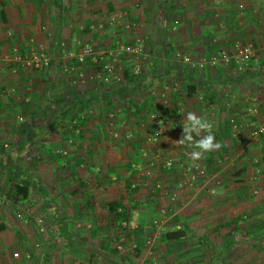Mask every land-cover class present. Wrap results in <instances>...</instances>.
Returning <instances> with one entry per match:
<instances>
[{"label": "crops", "instance_id": "0c3cea01", "mask_svg": "<svg viewBox=\"0 0 264 264\" xmlns=\"http://www.w3.org/2000/svg\"><path fill=\"white\" fill-rule=\"evenodd\" d=\"M118 41L140 42L148 63L159 65L162 72L136 77L137 88L126 92L114 82L101 83L99 68L87 57L83 72L89 77L83 92L74 75L61 72L62 65L73 64L70 55L84 44L100 62L119 63L124 57L116 55ZM234 42L253 47L244 72L220 66L194 70L177 57L196 60L232 49ZM35 49L49 58L47 68L0 61V193L5 196L0 204V264H135L126 248L134 247V239L137 249L144 244L137 229L127 232L120 225L114 235L125 239L126 250L116 249L115 239L109 238L114 220L108 202L116 201L133 227L153 216L142 206L145 201L135 210L129 196L135 184L122 182L121 169L99 170L107 160L116 162L103 138L76 134L81 127L86 131L96 125L98 111L82 113L83 125L76 123L75 130L70 129L69 115L58 118L67 105L80 107L73 89L85 94L83 100L93 107L109 94L114 102L128 95L137 101L140 94L135 103L140 111L131 118L134 137L127 141L134 143L132 155L142 160L150 159L144 154H149V146L144 150L138 139L151 134L156 119L165 120L151 150L172 163L166 167L161 160L164 183H157L159 197L148 206L155 208L156 218L177 221L182 235L166 240L162 234L176 225L165 229L158 239L160 247H171L182 264L203 257L204 264H264V134L250 135L264 126V0H0V58L24 56ZM22 71L25 75L19 76ZM38 85L45 88L38 91ZM187 85L193 86L189 93ZM249 107L255 112H248ZM187 112L211 122L221 144L197 162L190 160L192 148L173 143L182 136L181 121ZM130 156L125 164L137 173L138 163ZM85 158L89 164L80 169ZM194 168H201L203 175L190 180ZM138 171L143 177L148 173ZM15 182L27 185L25 198L13 196ZM164 203H170L172 213L167 207L161 213ZM11 207L18 211L19 223H10ZM143 212L152 217L143 220ZM37 215L41 232L35 226ZM99 240L102 248L87 243ZM11 248L19 252V259L11 257Z\"/></svg>", "mask_w": 264, "mask_h": 264}, {"label": "rangeland", "instance_id": "374dc122", "mask_svg": "<svg viewBox=\"0 0 264 264\" xmlns=\"http://www.w3.org/2000/svg\"><path fill=\"white\" fill-rule=\"evenodd\" d=\"M133 43H135V42H119L118 41L117 47L119 45H131ZM144 53H142L143 56H140L139 58H134L132 56L119 54L120 60H121V58L124 57L122 59V61H120L119 63L116 62L117 60L115 59L114 69H115L117 75L120 77L119 81H115L116 82L115 85L117 87L121 88L125 92L130 90V87L125 86V79H124V75H123V71H125V70L127 72H129L130 74H132L134 77H141L144 74H147V72H152V74H159L160 72H162V70H161L162 67H160L159 65H150L148 63V60L144 56ZM91 67L93 68V66H91ZM92 68L90 70H92ZM83 69H85V68H83ZM135 69H138L136 74L133 72ZM53 70H54V66H53ZM59 70H60V68H59ZM93 70H94V68H93ZM57 71L58 70H56L55 75L57 74ZM206 71H207V69H206ZM59 73H61V72L59 71L58 74ZM23 74L25 75L24 71L19 72V76H21ZM38 75H40V77H42V78L44 76H48V74L42 75L39 73H38ZM76 83H78V81ZM86 85L87 84H81L80 83V87H78V88H80L81 92H83L82 90L85 89ZM181 85H182V89H184V87H183L184 84H181ZM25 86H27V85H25ZM28 87L29 86H27L25 88L28 89ZM39 87L42 89L45 88V86H43V85L42 86L38 85V88H37L38 91H39ZM167 87H168V89L170 88L169 86H167ZM134 89H135V87H134ZM73 91H74L73 93H76V97L78 94V96H80V100L83 101V98H85V94H83V93L81 94V92H79L78 90L76 91V89L75 90L73 89ZM82 95H83V98H82ZM139 95H137V101H133L131 99L132 97L128 95V97H126V98L123 97V98H121V100H118L116 102L112 101L110 105L104 106V105H102L103 104V102H102L98 107L97 106H95V107L91 106L88 110L83 111L82 113L84 114L90 110H91V112L93 110L98 111L97 113H94L96 115V118H98L97 123H95L96 125L92 126V128H90V129L88 128L89 130L86 129V131L83 130V128L81 127L80 132L77 131L79 129H77L75 132L78 135L80 134V137H84V138H86V136H84L86 134H89V138H91V139L95 138V137L98 138V136L103 138V141H105V143L108 144V145H106L105 148L110 146L109 148L111 149V152H114V154H115L116 162L113 159H112V161L107 160L106 164L101 163L100 165H98L99 170L109 169V170L113 171L114 168H117L118 170L121 169V174H122L121 180H123L122 182L133 181V183L135 184V186H134L135 188L129 194V196H131L133 199L135 210L141 209L140 204H142L145 201L144 202L145 206L144 205H142V206L145 207L144 209L146 210V212H147V208H149L148 210L150 211V213H152L153 218L149 219V221L143 225H136V227H133L134 225L129 220L128 217L123 216V218L120 219L119 221H117L116 219L113 218L114 222H112V225L110 226V232H109V238L111 236H113V238L115 239V241H112L113 244H114V242H116V244H117V242H119L118 240L121 238L122 239V241L120 242L121 250L122 249L123 250L128 249V250H126V253H130L133 257H135V264H182L183 260H181V258L179 256H173V252H172L173 249L171 247H170V250L167 247H160V243L158 242L159 241L158 239H160V236H161L162 232H164L165 229H167V228L170 229L174 225H176L174 228L177 229L176 227H179L180 225L177 224L178 223L177 221L176 222L175 221L174 222L169 221L170 223H168L167 221L165 222V219L160 220L161 218H156V215L153 214L155 212V208L151 209V206H148L150 202H152L153 200H156L155 198L159 197V194L156 193L157 192L156 189L159 188L157 183L160 182V184L161 183L163 184L164 183L163 179H165V177L162 173L163 170L161 168V160H162L161 156L159 153L155 152V150H151L152 149L151 146L153 144H156V142L159 138L153 142L147 141L146 138L150 134H145L143 136V139H140V140L138 139V142H141L140 146L144 150H145V145L147 147L149 146L147 149L149 154L144 152L145 157H146V155L149 156L148 157V159L150 158L149 160H142L138 157L137 154L132 155L133 152L131 151V148L134 147V143L127 141V140H132L134 137L133 130L131 129V125L133 124V122H131V118H134L135 115L136 116L138 115V113L134 114V112H135V109L138 107L136 104H138V102H140V99H141ZM141 106H143V103L141 104ZM144 109L145 108H143L141 111L144 112ZM110 114H111V117L109 116ZM129 114H131V115H129ZM133 114H134V116L132 117ZM144 114L148 115L149 112L148 113L144 112ZM109 121H111L112 125H109ZM69 122L72 123L71 120H69ZM70 129L72 130V125H71ZM87 130H88V133H87ZM114 133L117 134L116 137L113 136ZM133 141H135V140H133ZM144 142H146V143L144 144ZM128 152H130V154ZM156 153L158 154V156H156ZM127 155L134 156V161H136V163H138L139 168L136 169L137 173H139L138 170H140V172H142V171L148 172L145 175V177H143V175L141 173L137 174V173L132 172L130 169L131 167L126 166L125 163H126ZM87 160H86V158L84 159V161L80 160V169H83L85 167V165L89 164V162H87ZM88 161H90V160H88ZM114 162L116 163L115 165H114ZM127 164H130V163L127 162ZM130 172L134 173V174L129 175ZM125 174H127V175H125ZM141 178H142V180H141ZM144 181H145V183H144ZM138 184L141 185L139 188H137ZM153 189H154V191H152ZM160 195H161V197H163V194H160ZM142 196L145 198L150 197V200L149 199H144V200L142 199V201H138L139 199H134V198H140ZM157 200L160 204L159 199H157ZM164 201L165 200L161 199L162 204ZM169 202H171V201H169ZM154 206L157 207L156 204ZM163 207H164L163 208L164 211L161 213L165 214V212H166L165 207H167V209H166L167 212L172 213L173 207L170 205V203H164ZM13 209L14 208L11 207L9 210H7V214H8L7 216L10 219V223H13V222L19 223V221L17 220L18 217H16L17 215H19V213H17L18 211H14ZM170 213H168L166 215L168 216V215H170ZM140 214H142V213H140ZM143 214H145V218L142 217V218H144L143 220L148 219L147 217H152V216H148L149 214L147 215L145 212H143ZM19 217H20V215H19ZM34 218H35L34 220H36V218H41V217L39 215H37ZM116 221L118 222V224H117L118 226L113 225L114 223H116ZM152 221H155L156 223L153 224ZM25 223H26V226L27 225L29 226L28 221ZM119 225H120V227L124 228L127 232L137 229L135 231V233L138 234L140 232L144 236V244H143L142 248L137 249L138 246L136 243V239H134V241H132V243L134 244V247H130V248L125 247L126 249H124L125 239H123L122 237L119 238L118 236L114 235V233H116V231L119 229ZM35 226L37 227V224ZM30 228H32V227L30 226ZM142 230H145V231L143 232ZM123 234H125L124 237H126V233L124 232ZM121 236H123V235H121ZM146 237L149 238L148 244L145 243ZM35 241L36 240H33L32 242L34 243ZM87 243L92 247H100L101 246L100 244H102L100 242V240L96 241V242L92 241V242H87ZM32 244H30V246ZM135 245H136V247H135ZM111 246H114V245H111ZM250 247H251V245H250ZM101 248H102V246H101ZM166 250H167V252H166ZM11 251H12L10 253L11 257L14 259H17V258L19 259L20 254H19V252L16 251V248H11ZM14 252L17 253V257H13L12 254ZM25 254L26 255L24 257H25L26 261L28 262L27 259H29V257H30L29 251H27ZM205 258L203 257L202 259H200V261H198V260L195 261L196 263H192L191 261L189 262L187 260L185 262V264H204ZM162 260H163V262H162Z\"/></svg>", "mask_w": 264, "mask_h": 264}, {"label": "built area", "instance_id": "2783aa9c", "mask_svg": "<svg viewBox=\"0 0 264 264\" xmlns=\"http://www.w3.org/2000/svg\"><path fill=\"white\" fill-rule=\"evenodd\" d=\"M174 23H176L174 21ZM127 54L134 58H139L143 56V48L139 42H135L131 45H119L117 47V53L119 54ZM74 62L67 63L61 66V72L64 75H74L76 80L80 84H85L88 79V75L83 72V66L85 64V58H89L90 63L93 64L96 68H99L96 71L97 78L103 84H110L111 82L114 84L115 81H119L120 77L117 75L114 64L109 62H100V58L97 54L92 51V48L88 44H84L77 54L70 55ZM177 57L180 59L182 63L191 67L194 70L205 69V68H215V67H223V68H233V70L237 73L244 72L249 68L253 57V47L249 43H239L234 42L232 49L222 48L216 53H211L208 56L200 57L196 60H193L190 56L177 54ZM11 61L17 63L20 67L24 68H32L34 70H40L47 68L49 66V58L39 49L31 50L29 54L21 56L19 54H14L12 56H4L0 61ZM138 69H135L133 72L136 74ZM95 74V75H96ZM248 112H255L253 107L247 108ZM111 117V114L109 115ZM21 120V118H19ZM232 123V120H230ZM166 122L163 119H156L154 122V128L151 134L146 138L147 141H155L157 140L162 133V125H165ZM109 125H112L111 121H109ZM260 134H264V126H259L255 129H252L250 132L251 136H259ZM114 137L117 134H113ZM164 166L168 167L171 165V160L164 158L162 160ZM196 174H190L189 179L194 180L196 175L202 176L203 170L201 168H194ZM4 194L0 193V204L4 199ZM19 217V215H17ZM39 232L43 231L42 221L40 218H36L35 220ZM155 224V221H152ZM143 232L145 230H142ZM119 242L116 244V249H121L120 242L122 239L118 240ZM145 243H149V238L146 237ZM13 257H17V253L12 254Z\"/></svg>", "mask_w": 264, "mask_h": 264}, {"label": "trees", "instance_id": "16d2710c", "mask_svg": "<svg viewBox=\"0 0 264 264\" xmlns=\"http://www.w3.org/2000/svg\"><path fill=\"white\" fill-rule=\"evenodd\" d=\"M123 75H124V79H125V86H128V87H132V88H137V79L136 77H134L132 74H130L129 72H127L126 70L123 71ZM187 93H189L192 89H193V86H189L187 85ZM111 95L109 94V97L108 98H103V100H101V102H103L102 105L106 106V105H110L111 104ZM100 101V100H98ZM91 107V104L90 102L86 101V100H83L81 101L80 100V107L79 105L77 104H71L70 106L67 105L61 112H59L58 114V118L60 120H62L64 118V116H67L69 115V120H73L71 125L73 127V130H74V127H75V124L76 125H80V127L83 125V121L85 120V116L81 115L83 111H86L88 110L89 108ZM76 108L78 109L77 112H75ZM140 111V108H136L135 109V112L134 114L138 113ZM75 112V115L71 116L72 113ZM133 114V115H134ZM80 115V116H79ZM74 122V123H73ZM13 189L12 193H13V196H19L20 198H25L27 196V185L25 184H22V183H18V182H15L12 187ZM107 207H108V210L112 213V217L114 219H116L117 221H119L120 219L123 218L124 216V212H123V209L122 208H119V204L116 202V201H112V202H108L107 203ZM119 209V210H118ZM182 235V231L179 230V229H172V230H168L166 232H164L162 234V237L165 238L166 240H172V239H178L180 236Z\"/></svg>", "mask_w": 264, "mask_h": 264}, {"label": "clouds", "instance_id": "9594fccd", "mask_svg": "<svg viewBox=\"0 0 264 264\" xmlns=\"http://www.w3.org/2000/svg\"><path fill=\"white\" fill-rule=\"evenodd\" d=\"M181 123L182 136L173 143L192 148L193 150L189 153L191 161L197 162L204 158L205 154L221 148V144L216 142V137L212 132L213 124L202 119L195 112H187ZM194 137H199V139H194Z\"/></svg>", "mask_w": 264, "mask_h": 264}]
</instances>
